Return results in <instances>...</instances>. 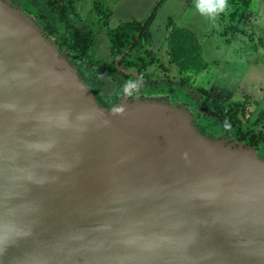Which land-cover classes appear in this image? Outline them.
<instances>
[{
    "label": "water",
    "instance_id": "water-1",
    "mask_svg": "<svg viewBox=\"0 0 264 264\" xmlns=\"http://www.w3.org/2000/svg\"><path fill=\"white\" fill-rule=\"evenodd\" d=\"M132 88L106 110L0 0V264H264V159Z\"/></svg>",
    "mask_w": 264,
    "mask_h": 264
},
{
    "label": "rangeland",
    "instance_id": "rangeland-1",
    "mask_svg": "<svg viewBox=\"0 0 264 264\" xmlns=\"http://www.w3.org/2000/svg\"><path fill=\"white\" fill-rule=\"evenodd\" d=\"M3 1L13 7L19 4L45 29L48 37L59 44L61 50H66L65 46L71 43L76 29L93 33L94 41L97 29H104L97 5L107 13L114 11L109 23L110 28H116L122 19H144L158 0H127L125 5L129 13L123 9L115 11L114 6L119 0ZM134 1L136 6L141 5V9L133 11L129 7ZM235 10L232 0H227L225 10L213 19L198 12L195 0L193 3L191 0H165L151 27L155 41L146 47L148 52L155 54L159 63L149 67L144 74L146 82L158 84L161 89L165 86L164 91L173 89L171 93L176 95L173 98L178 105L183 103L196 109L200 97L208 100L203 104L211 109V113H207L211 117H206L207 124L231 144L255 150L251 141L239 139L241 134L237 130L233 127L227 129V121L215 112V108L225 111L231 104L242 103L245 113L237 114V127L241 126L244 131L253 129L256 133L261 132L264 138V120L257 123L260 118L264 119V0H250V8L240 23V14L231 16ZM169 17L176 22L182 19L180 23L188 28H181L172 22L171 30L166 32ZM189 28L194 33L187 30ZM189 32L196 36L197 43ZM154 43L160 45L153 46ZM96 48L94 46L91 55L95 59H106L105 55H97ZM102 81L104 83L96 80L102 83L100 85L107 96H111L112 81L107 77H103ZM145 95L150 98L162 96L157 91ZM98 101L106 108L103 104L105 100ZM258 142L264 145V139L261 141L258 137Z\"/></svg>",
    "mask_w": 264,
    "mask_h": 264
},
{
    "label": "trees",
    "instance_id": "trees-1",
    "mask_svg": "<svg viewBox=\"0 0 264 264\" xmlns=\"http://www.w3.org/2000/svg\"><path fill=\"white\" fill-rule=\"evenodd\" d=\"M18 1L21 2L22 0ZM164 1L165 0H158L144 19L131 20L118 25L116 28H110L109 21L111 18V12L107 13L102 10L99 5H97V8H99L97 13L102 18V27L106 30L110 43V51L112 54L111 64H108V62L105 61H99L91 55L94 40L93 33L91 32L85 33L76 29L71 43L65 46L66 50H61L62 52H65L67 60L77 69L80 78L93 92L99 105L101 104L98 100H105L103 101V104L106 106V108L104 107L106 110L111 111L114 105L117 106L122 101L125 84L122 88L117 90L115 96L108 102L97 93V90L93 89V81L99 80L104 83L102 81L103 77H107V75L111 76L113 74H116L125 80H130L131 78L132 80L137 78L139 79V76L143 74L144 71L159 63V59L155 56V54L148 52L146 47L155 41L154 33L151 27L156 20L159 9L163 5ZM232 2L235 4L236 10L231 13V16L233 18L234 16H238L240 14L238 19L240 23L244 20L245 13L250 8V0H232ZM172 22L177 24L173 17H169L168 22L165 25L166 32L171 30ZM234 28L237 29V26L235 25ZM190 35L193 38L194 43H197L196 36L193 33H190ZM135 71L138 72V77L130 74ZM85 78L86 80L89 79V81H86ZM102 83H97L99 84V88L102 86L100 85ZM157 86L158 84L156 85V88ZM207 101L208 100L200 97L197 105L203 112L208 111L205 112V115L208 118L209 115L207 113H209V111L211 113V109L203 105ZM215 112L219 118L227 121V129H231L233 127L232 129L237 130L241 134L239 138L241 141L249 140L254 145L259 144L257 135L252 133L255 132L254 130L244 131L241 126L237 127V114L240 112L245 113V108L242 103L239 102L231 104V106L225 111L223 108H215ZM263 120V118H260V120H257V123H263ZM259 140L262 141L261 136Z\"/></svg>",
    "mask_w": 264,
    "mask_h": 264
},
{
    "label": "flooded vegetation",
    "instance_id": "flooded-vegetation-1",
    "mask_svg": "<svg viewBox=\"0 0 264 264\" xmlns=\"http://www.w3.org/2000/svg\"><path fill=\"white\" fill-rule=\"evenodd\" d=\"M93 37H94V34H93ZM94 46H96V40L95 41L93 40V47ZM99 52H101L100 56L102 57V56L105 55L106 59H98V60L99 61H103V62L106 61V62H108V64H111V62H112V54H111V51H110V45L105 47V48H100ZM91 53H92V51H91ZM135 72H137V71H135ZM107 78H109L112 81V85H111V87H112V95L111 96L108 97L106 92L104 91V87L101 86L102 88L101 87L99 88V84H97V82L95 80L92 83V87H93L94 90H97V93L99 95H101L104 99H106L108 102H109V100H111L115 96V93L117 92V90L119 88H122L124 84L126 85L129 82H132V84H134L135 87L132 88L130 90V92H129V101L130 102L135 101V99H141V100H153L154 99V100H157V101H168V102H170L172 104H174V103L178 104L177 100H175V98H173V96L176 97V95L171 93L173 89L170 88L171 89L170 91H164V89H166L165 86H162V87H164L162 89L159 86H157V88H156L157 84L146 82L147 78L145 77L144 72H143V74H141L139 76V79L137 78L135 80L134 79L132 80V78L130 80H125V79H123L122 77H119L116 74L115 75L113 74L111 76L107 75ZM85 80H86V78H85ZM86 81H89V79L86 80ZM109 87H110V85H109ZM151 91H157L162 96L159 97V98H150V97L145 95V94H147V93H149ZM125 92L126 91L124 89L122 100L124 98ZM180 106L185 108L186 110H189V111L191 109V111H192L191 113H192V116H193V123L195 124L197 129L204 136H206L207 138L211 139L212 141L224 140L227 144H231V142L226 140L225 137L222 134H217L213 130V128L207 124L208 120H207L206 116H204L205 112H203L201 110V108H199L198 105H197L196 109L190 108L188 105H184L183 103H181ZM210 118L208 117V119H210ZM252 133L257 135V139H258V137L260 138V136H261L262 139H264L263 136H262L263 134L261 132H259V133L252 132ZM249 147H252V146H249ZM253 147L256 150L258 157L260 159H264V145H261V143H259L258 145H254Z\"/></svg>",
    "mask_w": 264,
    "mask_h": 264
},
{
    "label": "crops",
    "instance_id": "crops-1",
    "mask_svg": "<svg viewBox=\"0 0 264 264\" xmlns=\"http://www.w3.org/2000/svg\"><path fill=\"white\" fill-rule=\"evenodd\" d=\"M193 1L194 0H191V2L193 3ZM127 3V0H119L118 2H117V4L114 6V8H115V11L116 12H119L120 11V9H123L126 13H129L128 12V10H127V8L126 7H128V6H126L125 4ZM136 1H134L133 3H131L130 5H129V7H131V8H133V11H135L136 10V8H138V9H141V5H137L136 6ZM156 4V3H155ZM114 8H113V10H114ZM152 9V8H151ZM151 9H150V11H151ZM149 11V12H150ZM148 12V13H149ZM113 15H114V11H112L111 12V18L113 17ZM145 16H147V15H145ZM131 20H135V19H132L131 17L130 18H128L127 20H120V24H122V23H126V22H129V21H131ZM138 20H142V19H138ZM182 20V19H181ZM181 20L179 21V22H177V26H180L181 28H184V29H186V28H188L186 25H184L183 26V23L181 24L180 22H181ZM178 21V20H177ZM119 24V25H120ZM180 24V25H179ZM190 24V23H189ZM191 26V25H190ZM100 29V30H99ZM187 30H189V31H192L193 32V30H191L190 28L189 29H187ZM194 33V32H193ZM97 38H96V46H97V55H99L101 52H99V49L100 48H105V47H107V46H109L110 45V43H109V40H108V37H107V34H106V30L105 29H101V28H98L97 29V33H96V35H95ZM199 38V37H198ZM158 45H160V44H156V43H154V45L153 46H158ZM94 48V47H93ZM93 48H92V52H93ZM93 56V55H92ZM94 57V56H93Z\"/></svg>",
    "mask_w": 264,
    "mask_h": 264
},
{
    "label": "clouds",
    "instance_id": "clouds-1",
    "mask_svg": "<svg viewBox=\"0 0 264 264\" xmlns=\"http://www.w3.org/2000/svg\"><path fill=\"white\" fill-rule=\"evenodd\" d=\"M195 6L201 15L214 19L225 10L227 0H195ZM132 87H135V85L129 82L125 85V91H129Z\"/></svg>",
    "mask_w": 264,
    "mask_h": 264
}]
</instances>
